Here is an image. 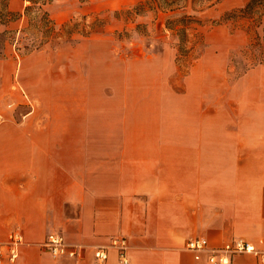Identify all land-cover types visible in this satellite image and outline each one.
<instances>
[{"label": "crops", "instance_id": "1", "mask_svg": "<svg viewBox=\"0 0 264 264\" xmlns=\"http://www.w3.org/2000/svg\"><path fill=\"white\" fill-rule=\"evenodd\" d=\"M16 46L0 47V242L14 230L25 241L3 264H124L115 237L127 239V264H211L208 252L197 259L187 249L193 237L210 247L244 237L264 249V62L237 74L229 95H209L203 72L177 92L161 61L151 95L91 86L79 95L63 66L46 76L45 47ZM224 76L227 68L215 85ZM51 233L83 255L55 257ZM98 248L109 252L103 263ZM231 260L264 264L255 253Z\"/></svg>", "mask_w": 264, "mask_h": 264}, {"label": "rangeland", "instance_id": "2", "mask_svg": "<svg viewBox=\"0 0 264 264\" xmlns=\"http://www.w3.org/2000/svg\"><path fill=\"white\" fill-rule=\"evenodd\" d=\"M46 9L57 30H69L55 40L59 46H44L50 67L46 76L63 66L65 86L79 95H88L90 86L109 95H151L158 91L160 61L177 92L189 90L203 72L209 95H229L237 74L264 62V0H50ZM26 25V18L10 28L0 25V34L18 29L13 35L20 46L17 39L26 43V34L19 30ZM83 29L89 30L87 36L77 32ZM72 34L76 43L63 42ZM197 56L193 67H184ZM226 68L224 85H215L216 75Z\"/></svg>", "mask_w": 264, "mask_h": 264}, {"label": "built area", "instance_id": "3", "mask_svg": "<svg viewBox=\"0 0 264 264\" xmlns=\"http://www.w3.org/2000/svg\"><path fill=\"white\" fill-rule=\"evenodd\" d=\"M24 241L23 233L20 230H14L5 242H0V264H3L6 258L10 263H15L18 260L20 247ZM113 245L118 248L122 263L127 264L129 261L127 258V239L125 237H115ZM46 246L55 257H78L84 253L83 246L69 244L65 237L59 233H51L47 238ZM186 247L195 254L197 259L201 258L202 253L208 252V260L211 264H231L232 256L242 253H255L261 256L264 263V249H258L253 242L244 237H237L216 247H210L209 240L206 237H193L188 239ZM94 254L101 263L105 262L109 257V252L106 248H98Z\"/></svg>", "mask_w": 264, "mask_h": 264}, {"label": "trees", "instance_id": "4", "mask_svg": "<svg viewBox=\"0 0 264 264\" xmlns=\"http://www.w3.org/2000/svg\"><path fill=\"white\" fill-rule=\"evenodd\" d=\"M28 3L25 6L24 13L16 12L8 7V0H0V25L8 26L12 22H16L24 15L27 19V25L21 28L19 31L25 33L23 38H25L26 43L17 39V43L20 42V46H16L17 50H23L25 53L43 48L48 43H55V45H60L61 42L55 41L60 36L64 37L65 34H69V30H57L55 21L50 17L49 12L46 9V5L50 0H27ZM251 4V1L248 2ZM67 24L63 25L66 27ZM18 29H6L0 36V47L3 45L4 41L9 39L11 42L16 40V36L13 33H16ZM63 31V32H61ZM66 32V33H65ZM80 35L87 36L89 30L83 29L77 31ZM5 36V38H4ZM65 43H76L74 40L73 34L70 38L63 41ZM15 43V42H14ZM22 45V46H21ZM199 56L195 57L198 58ZM194 58V59H195ZM191 61V60H190ZM263 63V62H260ZM249 68V67H248Z\"/></svg>", "mask_w": 264, "mask_h": 264}]
</instances>
